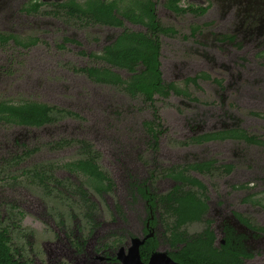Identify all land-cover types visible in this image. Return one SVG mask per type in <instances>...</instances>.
Listing matches in <instances>:
<instances>
[{"label": "flooded vegetation", "instance_id": "obj_1", "mask_svg": "<svg viewBox=\"0 0 264 264\" xmlns=\"http://www.w3.org/2000/svg\"><path fill=\"white\" fill-rule=\"evenodd\" d=\"M189 1L191 3L186 0H23L11 12V18L17 14L31 17L32 22L34 18H41L42 25L57 24L60 30L44 34L31 29L21 30L18 26L10 27V30H0V47L11 45L29 51L44 48L49 43L48 39L54 49L62 52L70 47L75 57L92 61L93 64L82 66L66 65L71 71L85 76L92 87L117 89L132 100L139 99L141 108L147 107L149 110V116L145 114L139 120V128L153 152L158 149L160 137L176 124L178 116L189 119L188 132L175 140L179 148L199 146L207 151L209 148L206 147L214 148L227 141L264 146V137L241 126L239 117L229 111L225 103L232 96L230 91H235L238 81L243 78V63L246 67L264 65L263 48L250 58L237 57L236 53L228 52L221 46L237 42V28L234 26V32L228 33L215 25L214 30H208L213 40L208 43V48L216 50L200 51L204 61L193 59L196 55L193 46L184 58L175 56L166 61V40L175 41L173 37L178 30L170 22L164 24L159 19V5L174 16L187 14L201 18L209 12L211 1L217 0ZM220 1L224 2L223 13L236 5L235 14L246 19V23L242 21L244 34H264V0ZM6 4V0H0V7ZM13 24L17 25L18 22ZM133 26L141 29H132ZM201 28L200 23L192 24L189 37L203 32ZM103 30H109L111 34L101 40L97 34ZM55 38L57 41H54ZM144 38L149 40V47L156 53L154 57L138 59L128 54V48L140 44ZM89 42L96 44L97 48H88ZM202 45L207 48L205 44ZM215 66L219 70H215ZM216 88L218 93L209 91ZM258 102L264 104V97ZM23 103L42 105L43 121L16 123L0 118V123L40 128L67 116L79 117L70 110L29 98L20 101L0 99L3 106ZM182 108L187 112L183 113ZM249 114L264 119V113L250 110ZM192 118L200 123H194ZM44 146L51 151L74 146L75 156L60 163L49 159L39 161L30 167L20 168V174L31 186L40 189L41 196L47 202L51 199L65 203L69 206L66 208L75 205L73 209L77 213H71V216L77 222L82 220L88 226L87 234H92V239L98 241L96 246L90 248L86 246L84 238L81 241L72 238L71 243H65L67 247L57 245L53 249L48 245L49 254L59 264H137L134 262L137 259L142 264H185L182 260L186 258L189 261L194 258L192 264H223L228 259L236 264H247L246 261L255 255L250 249L254 246L252 236L264 237V225H260L264 224V186L247 188L238 183L247 180L251 171L235 170L236 165L228 161L224 163L214 157L198 158L191 154L195 158L189 155L179 164L162 168L157 175L161 178L157 184L154 183L153 173L130 177L126 184L127 202H115L110 210L112 215H119L124 220L127 215L129 223L125 227H134L135 232L126 229L123 234L115 235L109 231L105 235L106 241H102L94 231L98 225L95 220L98 204L94 197L116 192L115 175L101 165V153L88 139L59 137L45 142ZM39 149L40 146L27 149L21 157L16 156L15 163H18V158ZM58 169L64 170L67 176H57ZM217 173L225 175L221 179L223 184L238 183L233 186L236 190L228 197L236 199L238 193H244L239 199L240 203L237 200L241 211L234 210L223 215L219 208L212 205L211 198L215 197L218 186L214 180L220 182L218 176H213ZM170 182L169 188L163 190ZM221 205L226 206V203L223 201ZM11 206L15 208L14 204ZM246 207H253L251 210L255 211L256 219L242 213ZM22 216L23 212L18 210L15 220L20 221ZM58 221L63 223L62 215H58ZM195 228L197 232H188V229ZM0 232L7 238L6 246L12 258L22 264H31L30 260L23 259L21 250L16 255L8 229L0 226ZM257 264H263L261 258Z\"/></svg>", "mask_w": 264, "mask_h": 264}, {"label": "rangeland", "instance_id": "obj_2", "mask_svg": "<svg viewBox=\"0 0 264 264\" xmlns=\"http://www.w3.org/2000/svg\"><path fill=\"white\" fill-rule=\"evenodd\" d=\"M6 1L7 4L0 7V30H10V27L16 28V26L21 30L31 29L44 34L51 30L53 32L60 30L57 24L42 25L41 18H34L33 22L31 17L21 14L11 18V12L23 0ZM186 1L191 3L189 0ZM192 2L198 3L194 0ZM211 2L209 12L201 18L187 14L174 16L159 5L157 9L159 19L164 24L170 22L178 30V34L173 37L175 41L166 40V61H170L171 57L175 56L184 58L192 46L196 50L193 59L204 61L200 51L216 50L208 48V43L213 41L208 30H214L215 25L222 27L228 33L234 32V26L237 28L235 29V41L239 45L236 46L237 42L226 43V46L221 45L226 51L236 53L237 57L250 58L253 53L264 49V34L243 33L245 27L242 21L246 23V19H243L240 14H235L236 5L223 13L225 10L223 1ZM13 22H18V24L15 25ZM194 23L202 24L201 31L203 32L190 38L188 31ZM132 29L141 28L133 26ZM109 34H111L109 30H103L97 35L103 40ZM46 40L49 43L43 46L44 48H33L29 51L11 45L0 47V99L20 101L23 98H29L70 110L79 116H67L54 124L40 128L8 126L0 123V226L8 229L11 246L16 255L21 250L23 259L30 260L31 264H59L60 262L54 261L49 254L48 245L53 249L57 245L67 247L65 243H71L72 238L77 241L84 238L88 248L98 244V241L92 239V234H87L88 226L82 220L77 222V219L71 216V213L73 215L77 213L76 209H73L75 205L72 208H66L65 203L61 204L51 199L47 202L41 196L40 189L31 186L20 174V168L30 167L39 161L49 159L60 163L73 158L75 156L74 146L54 151L44 146L45 142L52 139L57 140L59 137L85 138L91 141L101 153V165L111 174L113 173L117 179H115L116 192L103 197H94L98 204L95 215L98 225L94 231L102 241H106L105 235L109 231L115 235L123 234V230L126 229L131 233L135 232L134 227H125L129 223L127 215L124 220L119 215H112L113 212L110 210L115 202H127L125 199L127 197L126 184L130 177H143L153 173L154 183L157 184L161 179L157 175L162 168L171 164H179L185 160L184 157L189 155L191 157V154L198 158L214 157L222 162L228 161L236 165L235 170L240 168L251 171L247 180L238 181L247 188L264 186V146H251L242 141H227L221 142L214 148L206 147L209 148L207 151L199 146L191 149L179 148L175 140L185 135L188 132L187 126H189V119H184L183 116H178L173 128L171 127L160 137L158 149L153 152L154 150L150 148L144 137V132L139 128V120L145 114L149 116L147 107L142 109L139 99L132 100L117 89L92 87L85 76L71 71L66 65V63H71L75 66H82L93 64L92 61L84 57H75L70 47L60 52L53 48L48 39ZM54 41L57 39L55 38ZM202 44H205L207 48H204ZM88 48L97 47L96 44L89 42ZM214 68L219 70L217 66ZM213 74L219 73L213 72ZM220 75L227 79L225 75ZM237 85L238 88L235 91L231 90L232 96L225 101L228 110L239 117L241 126L264 137V119L249 114L250 110L264 113V104L258 102L262 96L264 97V65L246 67L243 63V78L238 81ZM242 90L245 91L244 94ZM209 91L212 94L218 93L217 88L209 89ZM200 94L199 97L204 99ZM183 111H185L183 113L187 112L186 109ZM192 121L200 123L193 118ZM34 146H40L39 151L18 158V163H15L16 156L21 157L23 152ZM56 175L67 176L66 172L61 169L56 171ZM213 176H218L220 182L214 180L218 186L215 197L211 198L212 205L219 208L223 215H228L234 210L241 211L237 200L240 203L239 199L244 196V193H238L236 199L228 197L236 190L233 186L238 183L225 182L223 184L221 179L225 175L221 173ZM260 182H262L261 185ZM170 185L171 182L163 187V190L169 188ZM223 201L226 206L222 207ZM11 204H14L15 208ZM252 208L246 207V211L242 213L250 214L256 219L257 215L251 210ZM18 210L23 212L20 221L15 220ZM58 215L63 216V223L58 221ZM12 221L15 224L10 225ZM257 223L260 224L258 221ZM188 232L193 233L197 230L196 228L188 229ZM252 239L254 246L249 248L255 255L246 262L257 264L258 259L261 258L264 264V237L252 236Z\"/></svg>", "mask_w": 264, "mask_h": 264}, {"label": "trees", "instance_id": "obj_3", "mask_svg": "<svg viewBox=\"0 0 264 264\" xmlns=\"http://www.w3.org/2000/svg\"><path fill=\"white\" fill-rule=\"evenodd\" d=\"M140 38H143L140 36ZM149 40L145 39L140 44H134L128 48V54H132L136 58L149 59L153 58L156 54L154 50L148 45ZM0 118L11 120L16 123H37L43 121L44 108L39 104L23 103L18 106H3L0 105ZM3 112H6L3 114ZM6 236L3 232H0V264H22L16 259H13L12 254L8 252L6 246ZM194 258H190V261L186 258L182 260L185 264L194 263ZM209 260V258H206ZM191 262V263H190ZM209 262V261H207ZM223 264H236L231 259H228ZM240 264V263H239Z\"/></svg>", "mask_w": 264, "mask_h": 264}, {"label": "water", "instance_id": "obj_4", "mask_svg": "<svg viewBox=\"0 0 264 264\" xmlns=\"http://www.w3.org/2000/svg\"><path fill=\"white\" fill-rule=\"evenodd\" d=\"M134 262H135V263H137V264H142V263H140V262H139V260H138V259H137V260H135ZM126 264H127V263H126ZM148 264H149V263H148Z\"/></svg>", "mask_w": 264, "mask_h": 264}]
</instances>
